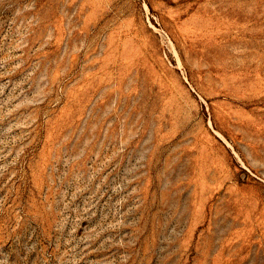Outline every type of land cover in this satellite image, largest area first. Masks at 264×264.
Instances as JSON below:
<instances>
[{
  "label": "rangeland",
  "instance_id": "obj_1",
  "mask_svg": "<svg viewBox=\"0 0 264 264\" xmlns=\"http://www.w3.org/2000/svg\"><path fill=\"white\" fill-rule=\"evenodd\" d=\"M0 264H264V0H0Z\"/></svg>",
  "mask_w": 264,
  "mask_h": 264
}]
</instances>
